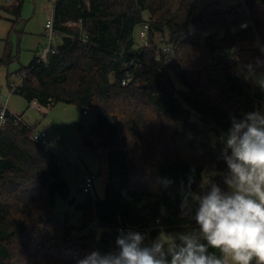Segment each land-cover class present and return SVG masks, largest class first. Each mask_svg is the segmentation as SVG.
Instances as JSON below:
<instances>
[{"label":"trees","instance_id":"1","mask_svg":"<svg viewBox=\"0 0 264 264\" xmlns=\"http://www.w3.org/2000/svg\"><path fill=\"white\" fill-rule=\"evenodd\" d=\"M23 4L0 8L14 25ZM54 20L62 34L56 53L23 66L18 72L27 76L16 93L30 103L65 102L96 114L84 143L106 153V196L77 203L79 226L58 220L55 196L69 198L59 159L33 140L37 124L28 127L7 111L0 129V264H77L93 251H116L121 229L147 233L151 241L191 226L195 221L181 216L189 184L193 192L210 182L225 188L221 150L230 117L264 106V0L201 13L194 0L177 6L59 0ZM140 24L149 25L146 44L134 38ZM209 28L217 31L205 35ZM11 60L7 45L0 64ZM170 69L183 89H176Z\"/></svg>","mask_w":264,"mask_h":264},{"label":"clouds","instance_id":"2","mask_svg":"<svg viewBox=\"0 0 264 264\" xmlns=\"http://www.w3.org/2000/svg\"><path fill=\"white\" fill-rule=\"evenodd\" d=\"M230 120L221 150L226 188L210 182L193 192L189 184L184 194L181 216L194 220L196 231L148 241L147 233L121 229L116 251H93L77 264H264V112Z\"/></svg>","mask_w":264,"mask_h":264},{"label":"rangeland","instance_id":"3","mask_svg":"<svg viewBox=\"0 0 264 264\" xmlns=\"http://www.w3.org/2000/svg\"><path fill=\"white\" fill-rule=\"evenodd\" d=\"M15 0H0V7L8 5ZM180 0H174L177 6ZM244 0H194L197 13L226 10ZM52 16V3L48 0H24L21 16L16 20L13 15L0 8V58L5 55L7 45L12 54V60L7 64H0V98L1 105L17 114H22L28 123L37 124V128L48 133L49 145L47 148L56 154L63 168V175L69 185L68 199L57 194L54 200L56 218L68 220L71 224L79 226L82 211L77 203L87 197L104 198L109 177V166L106 153L103 150H93L84 143V137L97 123L96 114L91 110L65 102H55L53 105L37 109L33 102H29L23 95L10 93L9 80H17L18 72L23 66H28L37 52L47 44L45 37V23ZM148 13H145V17ZM142 24L134 30L137 43L140 39ZM217 31L209 28L206 34ZM146 43V42H144ZM176 89H183V84L177 75L170 69ZM258 110L264 112V106ZM87 175H94V184L90 193H84L79 184ZM225 175V174H224ZM222 176V178L224 177ZM226 188V186H224ZM75 198L76 203L69 199ZM198 226H191L174 231H162L158 236L177 235L196 231ZM100 229H98V233ZM157 236V237H158Z\"/></svg>","mask_w":264,"mask_h":264},{"label":"built area","instance_id":"4","mask_svg":"<svg viewBox=\"0 0 264 264\" xmlns=\"http://www.w3.org/2000/svg\"><path fill=\"white\" fill-rule=\"evenodd\" d=\"M50 3H52V16L49 17L45 23V37L48 39L47 44H45L42 48L41 51L38 52L37 54V60L40 61H47L49 55H52L54 53H56L57 48H58V44H59V40L62 36L61 32L56 28L55 25V20H54V9H55V5L57 3V1L59 0H48ZM72 1V0H71ZM75 23L73 22H68V25H73ZM246 25V24H243ZM148 28L149 25L148 24H144L142 26V28L140 29L139 35H140V39L144 42H146V38H147V34H148ZM146 44V43H145ZM169 48L168 47H164L163 51L169 53ZM160 54V53H159ZM158 54V58H160ZM168 63H171L173 61L172 57L170 55H167L166 58ZM27 76V71H23L21 73L18 74V79L17 80H13L10 79L8 84H9V89H10V93H16L20 90V88L22 87L24 80ZM132 75L127 76L126 78L123 79V84H126L127 82L132 80ZM1 94H0V98H1ZM34 103V106L39 109L42 110L43 106L37 101L34 100L32 101ZM7 111H9L7 105H1L0 104V129L2 127H4V125L7 123ZM12 114H14V116L16 117V119L18 121L23 122L24 124H26L28 127H33V123H28L22 114H15L12 112ZM32 138L36 143L42 144V145H49V141H48V133L45 130L39 129V128H34L33 133H32ZM94 179L95 176L94 175H87L83 178L82 182L79 184L80 189L84 192V193H88L93 184H94Z\"/></svg>","mask_w":264,"mask_h":264},{"label":"crops","instance_id":"5","mask_svg":"<svg viewBox=\"0 0 264 264\" xmlns=\"http://www.w3.org/2000/svg\"><path fill=\"white\" fill-rule=\"evenodd\" d=\"M37 54H38V52L36 53V55L35 56H37ZM12 112V111H11ZM13 113H15V112H13ZM15 114H17V113H15Z\"/></svg>","mask_w":264,"mask_h":264}]
</instances>
